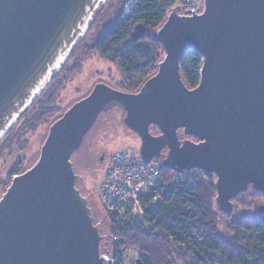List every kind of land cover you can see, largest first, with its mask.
Listing matches in <instances>:
<instances>
[{"label": "water", "instance_id": "1", "mask_svg": "<svg viewBox=\"0 0 264 264\" xmlns=\"http://www.w3.org/2000/svg\"><path fill=\"white\" fill-rule=\"evenodd\" d=\"M106 2L0 0V140ZM146 35L143 25L135 27L134 40ZM151 37L163 53L154 75L135 93L97 83L48 126L36 162L4 190L0 264H111L73 157L115 109L139 139L140 162L215 179L220 222L237 198L264 197V0H199L196 12L184 14L176 7ZM190 51L202 59L194 88L181 71ZM259 212L264 216V202Z\"/></svg>", "mask_w": 264, "mask_h": 264}, {"label": "trees", "instance_id": "2", "mask_svg": "<svg viewBox=\"0 0 264 264\" xmlns=\"http://www.w3.org/2000/svg\"><path fill=\"white\" fill-rule=\"evenodd\" d=\"M177 3L178 0H136L128 13L116 17L93 38L92 45L84 46V53L96 51L102 58L118 65L126 83L116 88L128 93L137 92L154 75L163 58L162 50L151 34L165 22ZM137 25H143L147 35L134 40ZM70 60L0 140V157L12 156L20 149L21 155L10 169V177L26 168L27 157L23 155L29 148L25 140L27 134L52 111L57 113L52 122L63 113V107L57 102L58 91L68 76L74 74L77 77L81 69L78 60L76 63H70ZM201 67L199 54L188 52L181 63V71L190 88L199 84ZM155 165L165 177L168 175L166 169ZM186 175V179L176 183L163 203L147 213L145 222L121 235L113 245L116 253L124 256L133 252L142 264H264V216L259 212L264 197L251 192L237 198L233 213L225 214L220 222L214 205L215 179L211 176L205 179L197 172ZM248 196L254 197L259 206L253 215H236L237 203ZM226 218L230 219L229 238L224 236L223 230Z\"/></svg>", "mask_w": 264, "mask_h": 264}, {"label": "rangeland", "instance_id": "3", "mask_svg": "<svg viewBox=\"0 0 264 264\" xmlns=\"http://www.w3.org/2000/svg\"><path fill=\"white\" fill-rule=\"evenodd\" d=\"M117 1L118 3L116 4L115 11H106V8L109 6V3L107 4L106 2V4L103 5L95 13L94 20L91 23L88 32L85 34L83 39H81L80 42L74 47L68 58V60L71 59L70 63H76V60H78L81 69L77 77L74 74L68 76L67 80L62 83V88L58 91L59 98L57 102L61 104L64 110L70 107L75 102L84 98L86 95H88V93L93 89V87L100 81L106 82L113 87H116L119 84L123 85L126 83L124 75L118 65L110 62L107 59L102 58L100 54L96 51L88 50L84 53L83 50L86 44L92 45L93 38H95V36L101 33L105 29V27L116 17H118L122 13L124 14L127 9L130 11L131 6L135 3L136 0H126V2H124L125 0ZM198 4L199 0H178L176 7L180 8L181 14H184L186 11H190L192 8L197 7ZM55 114L57 113L55 111H52V113L45 116L37 124L34 131H31L29 134H27L25 140L29 148L25 151L23 157L25 156V158L27 157L31 161L29 165L26 166V168L36 162L40 146L47 133V128L54 119ZM123 118V112L118 109H115L100 118L99 122L96 125V130L100 128L101 124H112L111 128L107 130L109 133L107 139L108 141L112 140L114 143L113 155L119 151H127L133 155L138 156V149L140 146L139 139L135 134L125 128ZM117 132L119 133V135H116ZM19 151L20 149L18 148L15 150L12 156H8V154H5L0 158V199L1 195L4 192L2 190L5 188L4 184L6 185L10 181V169L14 164H16L18 157L21 155ZM86 157L87 154L84 146V148L80 149L74 155L73 162L74 164L76 163V171L79 174H81V172H84L86 175L83 184L86 189L85 194H87L92 200L93 206L96 211V220L97 222L102 224L104 230L103 235L105 237L106 244V240H108V236L110 234V225L104 216L103 202L100 196V192L105 182L108 167L104 168L101 173H86L85 168L83 166L85 164ZM95 158L96 157L94 155L93 158H91V162L94 161ZM259 204L260 203H258V201L255 200V198L252 196L242 198L240 202L237 203V210L235 214L238 216L253 215L256 207L259 206ZM229 221L230 219L226 218L223 223L224 236L226 238H229L231 236L228 230ZM106 248L109 252L110 249L107 246ZM111 252L112 250L110 251V253ZM125 256L128 262H132L134 264L136 263V260L138 258L137 255L133 252H129ZM180 264L184 263L180 262Z\"/></svg>", "mask_w": 264, "mask_h": 264}, {"label": "built area", "instance_id": "4", "mask_svg": "<svg viewBox=\"0 0 264 264\" xmlns=\"http://www.w3.org/2000/svg\"><path fill=\"white\" fill-rule=\"evenodd\" d=\"M197 7L190 11L196 12ZM167 171L169 173L165 177L156 165L142 163L137 155L127 151H119L112 156L100 192L104 216L110 225L106 246L112 252L106 254L107 262L134 264L128 262L125 255L116 253L113 245L124 232L132 230L138 223L145 222L147 213L164 202L180 179H186L187 173ZM200 174L207 179L204 174Z\"/></svg>", "mask_w": 264, "mask_h": 264}, {"label": "flooded vegetation", "instance_id": "5", "mask_svg": "<svg viewBox=\"0 0 264 264\" xmlns=\"http://www.w3.org/2000/svg\"><path fill=\"white\" fill-rule=\"evenodd\" d=\"M108 3H109V6L106 8V11H108V10H111V12L115 11L116 10V4L118 3V1L116 0V2H115V0H111V1L108 0L107 4ZM111 126H112V124L104 123V124H101V126L98 130H96V126H95L91 130V132L88 134V136H87V138H86V140L82 146V148H84V146H85V150H86V154H87L85 164L83 165L86 173H90V174H93V173L97 174V172L101 173L104 170V168L109 167V165L111 163L112 156H113V147H114L113 141L112 140L108 141V139H107V136L109 135L107 130H109L111 128ZM94 131H97V132H94ZM116 135H119V133L117 132ZM0 149H1V147H0ZM94 155L96 158L94 159V161L91 162V158H93ZM30 161L31 160L29 158L26 159L25 167L27 165H29ZM75 166H76V163H75ZM12 168H13V166H12ZM16 175H18V174H14L13 176L10 177V181L7 185L4 184L5 188L2 189L3 191L8 187L12 178ZM81 175H82V178L79 180V187L84 191V193H86L85 192L86 189L83 185L85 178H86V175L84 172H81Z\"/></svg>", "mask_w": 264, "mask_h": 264}, {"label": "bare ground", "instance_id": "6", "mask_svg": "<svg viewBox=\"0 0 264 264\" xmlns=\"http://www.w3.org/2000/svg\"><path fill=\"white\" fill-rule=\"evenodd\" d=\"M126 13H128V11H126Z\"/></svg>", "mask_w": 264, "mask_h": 264}]
</instances>
